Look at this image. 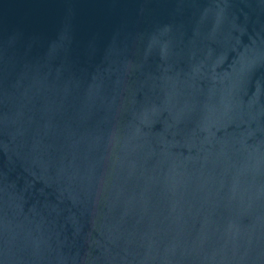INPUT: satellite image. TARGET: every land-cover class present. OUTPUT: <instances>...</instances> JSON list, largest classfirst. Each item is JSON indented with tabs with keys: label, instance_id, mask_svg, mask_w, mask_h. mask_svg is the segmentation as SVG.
<instances>
[{
	"label": "water",
	"instance_id": "water-1",
	"mask_svg": "<svg viewBox=\"0 0 264 264\" xmlns=\"http://www.w3.org/2000/svg\"><path fill=\"white\" fill-rule=\"evenodd\" d=\"M0 264H264V0H0Z\"/></svg>",
	"mask_w": 264,
	"mask_h": 264
}]
</instances>
